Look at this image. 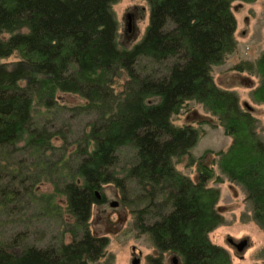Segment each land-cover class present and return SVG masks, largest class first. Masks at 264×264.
Wrapping results in <instances>:
<instances>
[{"label":"trees","instance_id":"16d2710c","mask_svg":"<svg viewBox=\"0 0 264 264\" xmlns=\"http://www.w3.org/2000/svg\"><path fill=\"white\" fill-rule=\"evenodd\" d=\"M117 1L0 0V264L103 257L108 238L89 220L104 186L152 242L149 264L169 263L167 254L177 264H231L209 236L225 223L213 169L200 157L194 180L176 167L185 156L193 164L204 132L173 122L190 100L231 138L213 153L216 166L264 229L259 120L212 76L237 48L235 0H145L148 23L128 47L118 40ZM233 68L258 77L251 97L264 103V51ZM42 183L52 192L37 194ZM45 217L56 227L37 234L33 221Z\"/></svg>","mask_w":264,"mask_h":264},{"label":"rangeland","instance_id":"374dc122","mask_svg":"<svg viewBox=\"0 0 264 264\" xmlns=\"http://www.w3.org/2000/svg\"><path fill=\"white\" fill-rule=\"evenodd\" d=\"M231 5L236 19L237 48L227 56L223 64L213 66L212 76L219 88L236 92L242 106L245 104L252 106V112L259 120L260 133L264 137V103H257L251 97V91L257 85L258 77L247 71L233 68L241 61H254L264 51V0L252 2L235 0ZM112 9L118 20L120 44L131 46L140 39L148 23L147 2L145 0H118L112 5ZM128 13L133 17V31L129 36L126 34V14ZM17 59V54H13L2 61L10 62ZM74 97L69 95L67 98L73 99ZM172 119L176 125L193 123L204 131L196 146L191 150L195 158L193 164H189V158L185 156L177 160L176 167L195 180L198 175V160L202 157L201 161L214 171L209 185L216 186L220 190L216 208L223 215L225 223L209 234L211 240L229 251L231 264H264V229L259 228L252 221L251 211L242 188L221 174L215 163L217 156L213 153L226 149L231 144V138L224 133L221 126L211 124L213 117L194 100L187 101L185 107L178 114L173 115ZM217 175L221 178L219 182L214 181ZM35 192L37 194L51 193L52 187L48 183H42L35 188ZM101 192L110 200L118 201L120 205V197L112 188L104 186ZM55 201L62 203V196H56ZM103 207L105 206L100 203L93 205L89 220L90 229L99 236L107 237L108 245L105 255L92 264H131L132 247H135L136 254L140 255L139 264H149L148 256L155 255L156 252L149 237L134 228L129 210L126 207H120L118 214L110 209L102 211ZM94 219L104 220L100 223L94 222ZM106 219L108 224L105 222ZM120 219L123 220L120 221ZM33 223L39 227L37 234L49 231L53 229V226L56 227L54 221L46 217L34 219ZM49 226L50 229L47 228ZM229 237L237 241L247 238L248 245L243 252H237L228 243ZM167 255L164 260L169 258V263L173 264L174 255Z\"/></svg>","mask_w":264,"mask_h":264},{"label":"water","instance_id":"95a60500","mask_svg":"<svg viewBox=\"0 0 264 264\" xmlns=\"http://www.w3.org/2000/svg\"><path fill=\"white\" fill-rule=\"evenodd\" d=\"M132 15L130 13L126 14V34L127 36H129L132 31H133V24H132ZM245 108L247 109H251L253 111L252 106L245 104L244 105ZM97 197H100V194L98 192H96ZM228 243H230L237 252H243V250L247 247L248 245V239L247 238H242L240 240H234L233 238L229 237L227 239ZM135 247H132V250L134 251ZM140 262V258L137 256H133L132 260H131V264H139ZM178 260L176 256H173L172 258V263L173 264H177Z\"/></svg>","mask_w":264,"mask_h":264},{"label":"flooded vegetation","instance_id":"af4514ba","mask_svg":"<svg viewBox=\"0 0 264 264\" xmlns=\"http://www.w3.org/2000/svg\"><path fill=\"white\" fill-rule=\"evenodd\" d=\"M100 205H104L105 207H103V210L102 211H107V210H112V212L114 213H118L119 214V210H120V205H119V202L116 201V200H110L109 198H107L106 196H102V202L100 203ZM104 219H94V222H100V223H103ZM123 220V219H120V221ZM105 222L108 224L109 222H107V219L105 220ZM133 256H137L140 258V255H137L136 252H135V249L133 251Z\"/></svg>","mask_w":264,"mask_h":264}]
</instances>
